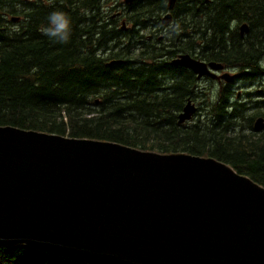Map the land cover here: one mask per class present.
I'll use <instances>...</instances> for the list:
<instances>
[{
  "label": "trees",
  "instance_id": "trees-1",
  "mask_svg": "<svg viewBox=\"0 0 264 264\" xmlns=\"http://www.w3.org/2000/svg\"><path fill=\"white\" fill-rule=\"evenodd\" d=\"M120 6L0 0V126L213 157L264 186V131L254 129L264 98L243 102L231 85L212 98L192 71L171 64L191 53L263 77L264 0H179L169 25L167 0H135L117 15ZM54 12L70 19L67 43L45 34ZM189 99L201 111L180 124ZM0 264L88 263L15 245L0 246Z\"/></svg>",
  "mask_w": 264,
  "mask_h": 264
},
{
  "label": "water",
  "instance_id": "water-1",
  "mask_svg": "<svg viewBox=\"0 0 264 264\" xmlns=\"http://www.w3.org/2000/svg\"><path fill=\"white\" fill-rule=\"evenodd\" d=\"M20 244L88 264H264V186L213 157L0 126V246Z\"/></svg>",
  "mask_w": 264,
  "mask_h": 264
},
{
  "label": "clouds",
  "instance_id": "clouds-1",
  "mask_svg": "<svg viewBox=\"0 0 264 264\" xmlns=\"http://www.w3.org/2000/svg\"><path fill=\"white\" fill-rule=\"evenodd\" d=\"M45 34L60 43H67L70 34V19L63 13L54 12L49 17V27Z\"/></svg>",
  "mask_w": 264,
  "mask_h": 264
},
{
  "label": "rangeland",
  "instance_id": "rangeland-1",
  "mask_svg": "<svg viewBox=\"0 0 264 264\" xmlns=\"http://www.w3.org/2000/svg\"><path fill=\"white\" fill-rule=\"evenodd\" d=\"M115 3V2H114ZM121 7H119V8H117V10H119ZM116 10V11H117ZM114 14V13H113ZM15 24H13L14 26H17V22H14ZM253 77L254 76H252L251 78H249V79H247V78H244L243 80H245L246 81V83H244L243 81L240 83H238L239 85L238 86H235V90H239V89H237L238 87H242V89L243 90H248L249 89V91H254V92H256L257 90H259L260 88H264V78H256V79H254L253 80V82H252V79H253ZM252 82V83H251ZM249 83H251L250 85H248ZM205 85H208V84H206V83H202V82H200V85H199V87L201 88V86H205ZM216 90L217 89V86L216 85H214V87H210L209 88V90H210V94H213L214 93V89ZM237 92V91H236ZM245 96V95H244ZM262 96V95H261ZM238 98V97H237ZM259 98V96H257V95H254L252 98H250V99H246V100H256V99H258ZM199 103V102H198Z\"/></svg>",
  "mask_w": 264,
  "mask_h": 264
}]
</instances>
